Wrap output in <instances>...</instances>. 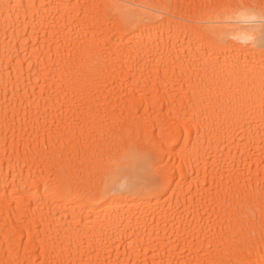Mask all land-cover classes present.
<instances>
[{
  "label": "bare ground",
  "instance_id": "1",
  "mask_svg": "<svg viewBox=\"0 0 264 264\" xmlns=\"http://www.w3.org/2000/svg\"><path fill=\"white\" fill-rule=\"evenodd\" d=\"M237 2L0 0V264H264V51L210 19Z\"/></svg>",
  "mask_w": 264,
  "mask_h": 264
},
{
  "label": "snow or ice",
  "instance_id": "2",
  "mask_svg": "<svg viewBox=\"0 0 264 264\" xmlns=\"http://www.w3.org/2000/svg\"><path fill=\"white\" fill-rule=\"evenodd\" d=\"M213 15L216 25L224 29L219 34L223 42L228 39L241 43L258 45L264 51V0L260 3H248L239 0L237 3L214 5ZM60 264V262H57ZM240 264H246L241 261Z\"/></svg>",
  "mask_w": 264,
  "mask_h": 264
}]
</instances>
